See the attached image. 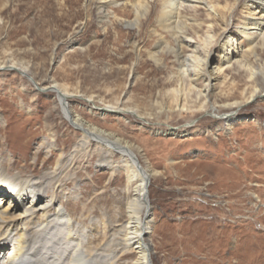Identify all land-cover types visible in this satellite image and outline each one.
<instances>
[{
	"label": "rangeland",
	"instance_id": "rangeland-1",
	"mask_svg": "<svg viewBox=\"0 0 264 264\" xmlns=\"http://www.w3.org/2000/svg\"><path fill=\"white\" fill-rule=\"evenodd\" d=\"M123 2L112 6L113 17L98 0H0V166L8 160L13 174L24 166L21 179L44 183H30L28 198L35 196L36 207L52 204L48 221L56 208L71 218L77 237L65 243L89 247L90 264L106 251L108 264L130 259L115 257L133 185L125 158L146 180L149 264H264V75L252 77L248 69H264V28L249 43L236 36L244 48L226 64L209 106L200 110L203 83L190 74L199 69L204 37L222 35L223 19L211 20L203 8L182 9L187 25L173 23L164 35L172 44L178 32L192 42L183 55L196 58L183 67L177 51L156 46L158 6L137 27L135 8ZM234 13L226 23L235 34L240 6ZM10 64L28 74L5 68ZM182 71L189 91L186 108L177 111L171 89ZM54 82L96 105L43 88ZM255 87L254 100L234 104ZM104 104L135 109L143 118L130 111L101 114L95 106ZM211 104L236 118L216 117ZM71 111L111 136L83 131ZM11 200L9 193L3 207ZM41 214H34L32 227L40 225Z\"/></svg>",
	"mask_w": 264,
	"mask_h": 264
},
{
	"label": "bare ground",
	"instance_id": "bare-ground-1",
	"mask_svg": "<svg viewBox=\"0 0 264 264\" xmlns=\"http://www.w3.org/2000/svg\"><path fill=\"white\" fill-rule=\"evenodd\" d=\"M123 1L126 4H131L135 8V17L132 22L137 27L140 26L141 18L148 16L154 4L158 6L156 21L159 23L162 33L161 31L159 33L157 32L160 38L156 46L157 48L166 46L172 50V53L177 51V55L175 56H181L183 60L181 65H183V67L186 66L189 59L196 58L195 56L191 58L185 54L183 55L184 47L193 46L192 42L185 36H182L183 34L181 35L178 32L172 38V42L175 43L172 44L164 35V32H169V27L173 23H176L177 26L180 24L185 26L187 25L184 21H182L183 18H185L182 16V9L185 10V8H191L199 10V8H203L206 11L207 17L211 18V20L217 21L220 18L223 19L224 28L222 35L220 34L221 36H219L221 37V40H219V37L215 39L213 35L204 37L203 41L205 46H203L200 51L203 55L197 58L199 59V69L190 74L191 81H201L203 83L202 90L198 92V95L204 98V103L200 106V110H205L209 106L208 102H211V97L213 96L214 89L216 88V81L219 79L220 74L223 73L224 68L227 66L226 64L232 61L233 57L244 48L243 42H239L238 44L235 43L236 36H242L247 43H249L254 36L262 33L261 30L264 28V0H154L153 2L150 0H98L101 6V11L105 9L108 11L106 13H108L109 16L112 15L113 17L116 16L112 10V6H115L119 4V2ZM222 1L226 2L225 6H221ZM239 6L240 13L243 14V17L241 14L240 24L238 25L237 31H235L237 34H234V31L232 32L230 31V28H228V21L226 23V20L231 16L233 18L235 14L234 12ZM194 21L196 24L195 26L200 27L201 24L195 19ZM216 44L217 53L214 57H212L211 53L214 45L216 46ZM199 48L200 47H198V45L195 46L194 53L199 52ZM216 56L217 58H215ZM14 66L15 65L12 64L6 67L3 65V67L11 69H13L12 67ZM15 67L18 68L14 69H19L22 73L28 72L27 68L23 66ZM248 69L250 76L252 77L258 73L264 75V69L260 71H255L250 67ZM184 73L185 72L183 71L179 73L180 78L178 86L171 89L173 95L172 101L175 102V106L177 107L175 110L177 111H182L186 108L187 94L189 90L185 89L186 73ZM43 88L56 92L58 91L62 97L69 99L81 97L86 102L96 105L93 102L92 97H82L81 94L69 92L68 90L58 86L55 82L49 86H43ZM258 92L259 89L255 87L247 98L241 102H235L234 104L237 107L244 105L254 100V98L258 95ZM97 106H95V108L100 110L101 114H105L107 111L116 114H125L130 111L134 114V116L139 117V119L143 118L142 115L132 108L110 104ZM210 109L212 111L209 112L213 113L216 117L220 118L221 115L223 118L226 117L225 120H227V122H231L236 118L235 113L233 112L230 113L232 117L229 114L224 116L223 113H219V110L215 108L213 104H211ZM70 114L73 121L80 120L79 122L81 123V129L83 131L87 130L89 134L92 132L96 135L107 137L108 135L111 136V134L105 130H101L85 120L78 118V115L72 113V111ZM162 132H164V130ZM170 134L177 135L176 131H172ZM114 139L117 140V142H121L118 138ZM3 165L5 168L0 166V264H90L89 259L93 254L89 247L83 249L79 242L74 245L65 243L66 240H76L77 237L72 233L71 218L68 217L62 209L56 208V218L48 221L46 211L53 208V206L47 208L52 204H41L39 207H36L35 203L37 202V199L35 196L32 195L30 199L28 198L30 193L33 191L30 186L31 184H38V186H40L44 185V183L40 181L37 183H31L28 181L27 183L26 180L21 179V177L27 173L24 166L19 169L17 174H13L11 173L13 166L10 162H8V160H5ZM123 166L127 173L128 183L133 185L131 186V196L126 202V224L121 232V236H119V242H116L115 257H130L128 261H124L122 264H149V250L145 239L152 229V217H150V208L147 206L146 202V180L139 166L130 163L127 158L124 159ZM33 171L37 173L36 169H33ZM55 179L58 181V178ZM9 193L12 195V200L8 202L5 207H3L5 196ZM54 197L56 196H52L50 199L51 202ZM27 198V204H29V206L24 204L27 202ZM18 205H22L21 207L23 210L15 213V211L19 208ZM37 210L43 211V214L39 215L38 221L40 225H38V227H32V224L36 223L33 222L32 219L34 214L37 213ZM144 212H146V218H143ZM26 213L28 214L26 215ZM60 225L65 227V232L61 231ZM3 228L5 230L4 232H1ZM15 233H17L16 237L14 235ZM105 236L106 235L103 234L102 238H105ZM94 239H96V237H94ZM103 253L104 254L95 257V264H108V251ZM64 260L66 261L65 263Z\"/></svg>",
	"mask_w": 264,
	"mask_h": 264
}]
</instances>
